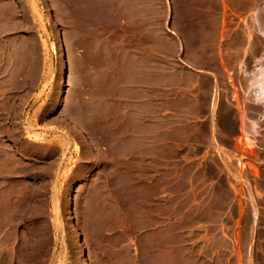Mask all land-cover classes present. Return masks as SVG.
Segmentation results:
<instances>
[{"label": "rangeland", "instance_id": "obj_1", "mask_svg": "<svg viewBox=\"0 0 264 264\" xmlns=\"http://www.w3.org/2000/svg\"><path fill=\"white\" fill-rule=\"evenodd\" d=\"M67 5L66 13L61 0H0L1 44L18 40L24 18L41 34L45 59L36 106L45 96L57 106L64 99L68 117L62 132L67 144L61 146L59 129L49 124L56 115L43 123L36 109L35 130L25 135L39 144L46 134L47 144H57L49 148L46 171L36 160L33 178L8 171L20 132H0V264L27 263L38 245L40 256L30 264H151L182 245L183 252L218 264H264V107L247 89L264 61V0H167L162 7L140 6L142 17L130 5L124 37L107 31L116 19L76 18L80 10ZM76 25L104 30L100 37L108 50L97 60L114 58L110 48L123 37L133 57L156 53L167 60L179 49L189 65L211 63L215 75L196 88L203 113L180 118L182 146L165 152L180 161L143 168L166 172L151 180L152 188H137L129 179L86 177L91 165L77 172V154L86 143L78 125L81 119L92 125L93 103L107 82L96 75L93 83L91 67L76 62L92 59L86 49H70L69 31ZM150 45L157 52L147 50ZM12 71L0 62V79L15 77ZM2 86L15 88L11 82Z\"/></svg>", "mask_w": 264, "mask_h": 264}, {"label": "crops", "instance_id": "obj_2", "mask_svg": "<svg viewBox=\"0 0 264 264\" xmlns=\"http://www.w3.org/2000/svg\"><path fill=\"white\" fill-rule=\"evenodd\" d=\"M61 2L65 4L66 13L67 4L69 2L75 4L77 10H80L75 11L76 18L97 15L116 19L115 25L107 27V31L124 37L128 29L123 26L125 23L123 20L128 17L130 5L136 6V16L142 17L143 14L138 10L140 6L160 4L162 7L167 0H61ZM99 4L107 5L100 7ZM97 8L99 10L95 11ZM159 12L162 13V10ZM22 23L24 31L17 41L10 44L0 43V62L13 68L12 73H15L13 78L0 79L2 84L10 82L15 84L14 89L10 87L4 91L2 86L0 90V132L5 130L20 132L18 147L13 152L15 160L13 159L11 166L8 167L12 176L18 179L35 176L37 159L46 171L49 148L57 144L56 142L52 143L53 145L47 144L46 134L39 144H35L25 135V131L35 130L36 109L41 115L40 122L43 123L47 121V115H56L49 120V124L59 129L58 138L61 146L67 144V138L62 132L68 128L64 99L59 101V111L52 97L47 102L45 96L43 103L39 102L38 106L35 104L44 66V46L40 32L33 26V20L24 18ZM103 31L94 27L85 30L81 25L73 26L69 31L73 37L70 49L77 53L86 49L92 54L91 60L77 58L76 62L81 66L91 67L93 83L96 75L100 77L101 82H104L103 79L107 82V88L98 93L99 101L93 103L92 125L85 124L83 119L82 125H78L86 143L81 142V152L77 154L79 161L77 172L81 173L84 168L91 165L92 174L86 177L123 178L134 180L132 184L137 188L140 186L152 188L154 184L151 180L164 177L166 172L156 168L144 172L143 168L180 161L169 157L165 152L181 148L182 144L178 139L180 118H190L197 113H203L204 105L201 103L203 98L196 92V88L208 76L215 74L211 71L210 62L192 66L181 61L179 49L167 60L159 59L156 53L148 54L144 58L133 57L132 47L123 37L114 43L113 49L110 48L116 51L114 58L97 60L100 51L108 50L105 48V40L100 37ZM146 49L157 52L156 45H150ZM181 53L185 56V50ZM92 96L96 98L95 91ZM210 113L211 97L208 102V114ZM80 118H76L79 123ZM1 171H4V162H0ZM76 177L84 175L77 174ZM163 193L164 191H161L159 194ZM182 246L175 251L155 256L151 264H218L213 259L205 260L183 252L179 249H182Z\"/></svg>", "mask_w": 264, "mask_h": 264}, {"label": "bare ground", "instance_id": "obj_3", "mask_svg": "<svg viewBox=\"0 0 264 264\" xmlns=\"http://www.w3.org/2000/svg\"><path fill=\"white\" fill-rule=\"evenodd\" d=\"M262 26V25H261ZM261 28V27H259ZM264 29V28H263ZM262 28L260 29L261 30V34L264 36V30ZM263 60V59H262ZM260 62V60H259ZM258 62V63H259ZM264 62V61H263ZM263 62H260L262 64H260L258 66V68H256V70L252 73L251 75V79L249 81V86L247 85V89H249L248 91H252L253 92V101L255 104H260V105H263L264 107V63ZM264 109V108H263ZM32 137V136H31ZM35 137V136H34ZM34 244H31L32 248H34L33 246ZM31 248V247H30ZM31 248V250H32ZM28 251V249H26ZM30 250V249H29ZM26 251V252H27ZM29 252V251H28ZM31 252V251H30ZM24 253V252H23ZM22 253V255H23ZM40 250H39V245L36 247L35 246V249H33L32 253L29 254L27 256V259L29 260L27 263L25 262H18V264H30V261L35 258L37 256V258H39L40 256ZM17 254V253H15ZM21 255V254H20ZM17 256V255H16ZM25 256V255H23ZM5 257V256H4ZM21 257V256H20ZM6 258V257H5ZM18 260H19V257H17Z\"/></svg>", "mask_w": 264, "mask_h": 264}]
</instances>
